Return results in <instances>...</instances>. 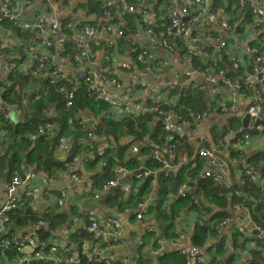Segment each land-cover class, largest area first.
Listing matches in <instances>:
<instances>
[{
    "label": "built area",
    "instance_id": "built-area-1",
    "mask_svg": "<svg viewBox=\"0 0 264 264\" xmlns=\"http://www.w3.org/2000/svg\"><path fill=\"white\" fill-rule=\"evenodd\" d=\"M184 1L197 5L203 4L202 0ZM248 1L249 3L240 0L239 3L241 5L250 4V16L264 24V5H254L253 0ZM92 5L98 7L100 11L97 8L91 10L89 7ZM116 7L120 8L119 13L115 10ZM148 13L152 14L153 20L146 18ZM119 14L135 15L137 18L129 20L121 18ZM186 18L189 20L186 21ZM157 20L159 21L157 22ZM2 22L10 23L24 37L23 42L22 40L18 41L22 42V52L26 55L23 61L18 60L8 63L4 67L5 76H8L11 72L21 73L32 79L43 76L45 80L50 79L49 83L52 86H58V81H63L61 85L65 103L68 99L71 100V102L66 103V107L73 106L72 100H74L75 90L81 85L87 86L90 95L95 100L104 102L116 120L124 117H144L147 113L152 112L148 107L150 99L155 105L154 110H158L156 105H161L164 97L180 88V86L173 85L174 83H169L164 85L160 91L154 92L151 82L139 77V74L157 76L168 71L171 62L167 59V55L179 54L180 62L191 66V60L198 55V52L211 47L213 54L210 59L213 64L217 63L219 60L217 54L225 49L226 40L220 41L218 44H212V46H204L202 45L203 35L195 32L194 27L207 23L213 28L217 27L222 30L226 36H228L229 31V24L227 22H217L214 14H206L201 11L192 14L188 12L186 7L181 8L179 11L171 10L165 14L164 8H156L150 0H11L1 2L0 31L2 33H0V46L11 48L15 44L16 37L1 27ZM165 23L168 26L165 27ZM71 45L74 50L72 60L76 64V68L71 66L69 59L60 56L62 53L69 51ZM133 46L140 48L138 58L143 68L137 67L135 62L130 61V56L133 53L130 48ZM246 52L248 55V57L245 56V58H248L246 61L239 62L227 59L232 64L233 71L239 68V64L246 70L244 75L238 76L237 80L239 82L227 78V73L224 70L202 73L187 69L185 66V85H192L191 83L194 80L199 79L204 83V86H200V90H202L205 86H216L221 81L223 86L229 90L231 89L234 94L232 104L229 107L225 105L226 103L218 104L220 110L232 111L233 102L236 97H239L247 102L245 114L249 116L251 122H254L257 119L261 120L264 114V57L263 55H256L257 51L249 46L246 47ZM159 56H164V58L159 59ZM85 64L94 66L95 69H83ZM46 69H49V71L47 72ZM240 82H244L245 89L240 87ZM5 84L8 83L2 80L1 85ZM110 89L114 90L115 94H111ZM140 97L143 98V101L139 100ZM0 113L5 119H11L13 116L11 108L8 107H1ZM52 114V109L46 113L47 117L53 116ZM206 116V111L195 112L191 108L186 109V116L164 111L161 113V126L167 134L175 137L176 141L182 139L188 141L189 136L186 131L199 124ZM69 123H71V120H69ZM79 125L82 130L86 131L88 122L82 118ZM93 128H89L88 138H94ZM36 129L38 137H45L47 133H51L56 129L60 130L61 127L48 121L44 125L37 126ZM238 133L242 137L236 142L237 157H234L233 161L241 166L242 182L239 185H244L246 182L252 185L262 183L264 179L261 173L253 167V162L250 161L251 158L244 150L250 137L242 133L241 129ZM172 136L165 138L164 148L154 154L161 162L162 170L166 169V173L170 168L168 158L174 152ZM201 141H203L202 138L199 139V142ZM222 145V142L219 141L210 147H204L198 152L201 158L208 160L204 169V176L212 178L214 182L218 181L221 174H225L227 170L226 161L218 157ZM57 149L64 153L69 150L65 136L61 135L59 137ZM136 151H138V147H132V154ZM161 153H166L163 159L159 158ZM97 155L103 156V150L99 149ZM102 165L105 166V163ZM129 173L123 167H116L114 169L115 179L108 181L102 188V192H107L111 187H119L117 185V181H120L119 178H124ZM151 174L149 171L142 174L137 173L134 175V179L141 180ZM31 180L32 177L26 170L21 176L16 173L13 174L9 182H6V200L0 205V234L5 231L9 223V214L17 208L21 200L17 195L18 190L28 186ZM72 180L75 183H80L82 177L73 174ZM42 185L48 187L44 180ZM237 194L240 195L242 192L238 191ZM60 195L64 196L65 193L62 192ZM177 195L180 197L185 196L181 189L178 190ZM27 196L30 198L28 203L31 206L38 194L31 191ZM246 197L252 199L251 196L246 195ZM98 198L99 194L95 193L93 200H98ZM57 204L63 206L64 199H59ZM234 205H238L246 212V219L237 222L227 219L223 224L234 225V229L240 237L251 241L252 247L258 248L261 258L264 260V226L254 223L246 208L239 204ZM148 215L149 205L145 201L139 202L135 214L136 221L141 222ZM85 216L90 223L88 231L96 235L99 234L100 226L95 212L89 211ZM221 226L224 227L222 224ZM107 228L109 240L105 243L106 250H109L112 246L128 245L126 239L123 238L124 228L122 223L111 218L108 220ZM152 232L153 229L150 227L143 228L139 234L140 236H138L139 241L141 237ZM24 240L25 245L20 249L23 254L14 261V264H36L35 262L41 261L57 264L60 260L57 253L60 249L66 264H79L77 253L71 252L66 247L59 249L54 244L44 254L43 249L35 250L40 244L35 236L27 235ZM7 244L6 239L2 238L0 240V246H6ZM140 246L141 243L136 246V249L139 250ZM81 248L82 255L89 260L101 261L105 259L106 264L112 261L108 256L93 254L90 251L88 242H85ZM140 253L143 254V259L149 261L146 252L141 249ZM186 254L189 264L208 263L207 257L197 247H189ZM241 255H243L242 252ZM249 258L248 252L247 257L237 260L235 264H249Z\"/></svg>",
    "mask_w": 264,
    "mask_h": 264
},
{
    "label": "trees",
    "instance_id": "trees-1",
    "mask_svg": "<svg viewBox=\"0 0 264 264\" xmlns=\"http://www.w3.org/2000/svg\"><path fill=\"white\" fill-rule=\"evenodd\" d=\"M239 1L215 0L213 9H217L216 6H222L224 2L227 4L230 2V4H234L230 6L241 9ZM261 1L264 3V0ZM233 12L228 11L226 13L233 15ZM239 15L236 14L235 19L228 22L234 30L237 28L235 23L239 20ZM131 17L132 19L129 20L137 18L135 15ZM1 27L16 37L13 47L0 46V61L2 62L0 64V110L1 107H8L13 113L11 119H5L0 113V179L6 182H9L13 174L16 173L21 176L29 168L35 170L36 174L52 180L56 178L59 172L63 171L65 164H69L74 157H84L86 154L90 157L84 165V172L87 175L85 180L91 185L89 193L92 199L95 193L102 191L108 181L115 179L114 169L118 166L129 172L134 171L142 174L149 171L152 173L146 178L134 179L132 182V188L137 187L138 191L135 197L131 196L125 203L130 209L136 208L139 202H144L150 196L152 197L154 194L152 183L155 180V174L162 170L161 162L154 159L150 154L151 147L160 150L166 143L167 137L172 136L167 134L161 126V113L170 111L175 115L186 116L187 108H191L195 112L218 108L214 101L208 102L205 92L199 90L198 86L192 82L190 86H180L176 91L170 92L167 97H164L161 105H156L158 110H154L155 105L150 99L148 107L152 112L147 113L144 117L114 119L109 107L104 102L95 100L90 95L88 87L84 85L75 90L73 106L69 109L65 105L64 92L59 83H57L58 86H52L49 83L50 79L45 80L43 76L32 79L18 72H11L5 76L4 67L10 62L25 60L26 55L22 52L24 37L19 34L18 30L7 22H2ZM18 40H22V42ZM251 47L257 50L256 55H263L264 57V42L254 41L251 43ZM130 49L133 51L130 61L135 62L137 67L143 68L138 58L140 48L133 46ZM73 54L74 50L71 45L69 51L60 56L69 59L71 66L76 68L77 66L72 60ZM206 57L202 59L197 56L193 57L192 64L195 71L209 73L210 71L224 70L227 73L226 77L234 82L238 81V76L244 75L246 72L240 64L239 68L233 71L232 64L227 61L224 55L216 64L212 63L211 57ZM2 80L8 84L1 85ZM239 84L241 88H246L244 82ZM50 109L53 111V116L47 117L46 113ZM81 112H83L82 116L79 115ZM82 118L88 122L86 131L82 130L79 125ZM48 121L54 125H59L61 129L47 133L45 137H38L37 126L44 125ZM239 122V117L232 120V144L240 138L238 133ZM91 124L94 127V137L101 141V145L105 144L101 149L103 156L97 155L100 145L94 143L93 138L87 137V132H90L89 127H92ZM63 132H65V137L72 141L65 159L57 160L55 155L58 150V140ZM172 141L175 150L179 142L183 143L185 140L176 142V138L173 137ZM149 142L153 145L150 146ZM133 143L140 145L139 156L131 157L129 155L132 152ZM164 154L166 155V153ZM232 155H235L234 151H232ZM263 158V155L260 154L257 155L256 160L250 159V161L253 162L255 169H259L264 179V168H260ZM103 163L105 166L102 165ZM197 163L195 169L190 166L179 168L174 172L161 174L156 180L157 191L156 195H153L154 201L150 205L148 204L149 214L150 216L153 214L160 223L168 224L167 237L161 240L154 233L141 237L140 249L137 251L134 263L130 264H148L149 261L143 259L144 256L140 253L141 249L150 245L151 249L157 250L160 241H171L177 238V233L173 232L175 219L181 212L187 210L190 204V208L194 210L202 209V213H197L199 220L194 226L191 238L192 246L199 249L204 247L208 239L218 237L222 221L230 216L227 211L230 203H236L246 208L252 221L264 226V181L255 185L246 182L238 189L237 186L227 189L213 182L211 178H206L199 184L198 175L204 164L203 161ZM183 184L193 191V194L187 193L184 198L176 196L178 189ZM238 190H241L242 194L236 196ZM122 194L123 192L120 190L112 193L107 200L108 206H118L119 211H123ZM246 195L253 199L247 198ZM24 200L26 201L24 202ZM29 201L30 198L24 195L17 208L9 214V223L5 231L0 234V240L6 239L8 243L6 246H0V264H14V261L22 256L23 252L20 249L25 245L24 239L27 235L35 236L40 243L35 250L43 249V253L46 254L50 246L54 245L51 239L55 233L62 228L69 227L73 217L80 216L78 207L72 208L67 204L69 208H66V204L59 206L57 201L53 207L47 208L42 214H37L32 211ZM211 209L217 211L212 214ZM133 219H135V215ZM82 220L84 226L74 231L68 228L66 247L71 252L77 253L79 264H106L105 259L101 261L89 260L82 255L81 246L85 242H88L92 247L93 244L100 241L96 234L88 231L90 223L85 215ZM133 221L131 219V222ZM19 230L20 235H16ZM231 241V249L220 242L214 253L205 254L207 264H235L237 260L242 259L241 252H244L247 245L252 243L248 239L241 238L236 230L231 233ZM58 248L60 249L59 246ZM60 250L57 253V257L60 259L57 264H66ZM249 255V264H264L257 247L255 249L251 246ZM158 262L159 264H189L187 254L181 251L163 255ZM35 263L52 264L48 261ZM109 264L127 263L113 259Z\"/></svg>",
    "mask_w": 264,
    "mask_h": 264
},
{
    "label": "crops",
    "instance_id": "crops-1",
    "mask_svg": "<svg viewBox=\"0 0 264 264\" xmlns=\"http://www.w3.org/2000/svg\"><path fill=\"white\" fill-rule=\"evenodd\" d=\"M11 0H0L1 2H8ZM202 5H197L193 3H187L184 0H155L152 2V4L155 5L156 8H164L165 14L168 13L171 10H177L179 11L181 8L186 7L188 9L189 13L195 14L199 11L204 12L206 14H214L216 16L217 22H229L230 20L235 19L236 14L238 17V21L235 23V26L237 27L236 30L232 29L229 26L228 36L224 34L222 30H219L217 27L213 28L211 25L207 23L199 24V27H194V31L203 35L202 45L204 46H212V44H218L220 41L226 40V47L224 50L219 51L217 56L218 59L221 60L224 56H226L227 59H233L235 61H246L248 58H245V56L248 57L246 52V47H251V43L254 41L264 42V24L257 21L255 18L253 19L252 16H250L249 13H247V7H249V4H243L240 7L241 9H237L233 6L234 4H227L226 2L223 3L222 6H216L217 9H213V6H215V0H202ZM254 5H263L264 3L261 0H253ZM95 5L91 6V10L96 9L94 7ZM139 8L142 9L141 6ZM115 10L117 12H120V8L116 7ZM100 11V10H98ZM234 11L233 15L227 14L226 12ZM226 13L227 16L224 14ZM242 14V15H241ZM73 16V14H72ZM121 18H127L132 19L131 16H128L126 14H119ZM168 16V15H167ZM166 16V17H167ZM249 17V18H248ZM146 18L148 20H153V16L151 13H148ZM245 18V19H243ZM159 20H157L158 22ZM229 24V23H228ZM247 26V31L245 30L244 26ZM168 26L167 23H165V27ZM217 31V33H216ZM214 33L211 37L210 35ZM211 38V40H209ZM2 39V38H1ZM4 41V40H2ZM207 42V43H206ZM256 50L255 48H252ZM257 51V50H256ZM213 49L211 47H208L204 49L203 51L198 52L197 57L199 59H202L203 57L207 56L208 58H212ZM206 57V58H207ZM160 58H164V56H159ZM180 55L179 54H171L167 55V59L171 62V67L168 71H166L164 74L157 75V76H151L147 74H139V77L145 78L151 82L152 90L154 92H158L162 89L164 85H167L169 83H174L173 85L176 86H187L185 85L186 78L184 76L186 67L187 69H193V64L191 60V66L188 64H183V62H180L179 60ZM186 66V67H185ZM189 82V81H188ZM194 83L198 86V89L200 90V86H204V83L202 80H194ZM190 86V85H189ZM201 91H204L206 95L207 101H214L216 105L225 104L227 107H229L232 104V96L233 91L225 86H220V84L217 83L216 86H205L202 88ZM111 94H115L114 90L110 89ZM140 101H143V98H139ZM233 110L232 111H221L220 106L217 109H211L206 111L207 116L197 125H194L191 129L186 131L187 135L189 136L188 141H184L183 143H180L175 148L174 152L172 153L171 157L167 158L169 159V169L168 173L174 172L179 168L190 166L192 169H195L198 165V161H203L204 167L199 172L198 183L200 184L202 180L206 179L207 177L204 176V169L207 166L208 160L201 158L198 155V152L203 149L204 147H210L213 144L218 143L219 141L222 142L221 149L218 153V157L222 160L226 161L227 170L225 174H221V177L218 181H215V183L219 184L220 186H223L227 189H230L232 187L237 186L241 187L239 185L242 182L241 179V166L237 165L236 162L233 161L234 157H237V147L236 143H231V139L233 137L232 132V120L236 117L240 118L245 115L247 102L243 101L241 98L236 97V100L233 102ZM82 116V115H81ZM86 118V117H85ZM262 121H264V114L262 116ZM92 125V124H91ZM251 127L254 125V122H251ZM93 127V125H92ZM89 127V128H92ZM239 128L241 129V121L239 122ZM239 129V130H240ZM260 132L259 136H253L250 137V140L246 143L244 150L246 151L247 155H249V158L256 160L257 155L262 154L264 157V126L257 128ZM238 130V132H239ZM240 138L242 135H239ZM202 138L203 141L199 142V139ZM239 138V139H240ZM72 140L70 138L67 139V145L70 147V143ZM92 141L96 144H99V149H102V147L105 144H100L101 141L94 137ZM124 142V141H122ZM149 145L152 146L153 144L149 142ZM165 145V144H164ZM137 146L138 151H140V145H136L135 143L132 144L131 147ZM130 147V148H131ZM164 148V146L159 150L156 147H151V155L154 159L158 160L155 157V153L157 151H161ZM232 151H234V156L232 155ZM66 152L57 150L56 152V159L57 160H63L65 159ZM164 153H161L159 155L160 159L164 158ZM90 157V155H84V157H74L72 161L69 164H65L63 171L59 172L56 176V178L49 181L48 187H43L42 181L45 180L43 176H40L35 173V170H32L29 168L27 172L30 173L32 180L28 184V186L20 188L17 192V195L23 199L24 195L27 196L28 193L31 191L36 192L38 194L37 198L32 202L31 209L34 213L42 214L47 210L49 207H53L55 205L57 199H64V204H66V208H69L67 204H69L72 208L78 207V211L80 216L73 217L71 220V224L69 227L62 228L58 230L53 238L51 239V242H54L52 244L58 245L60 248L66 247L67 241H66V235L67 232L69 233V230L74 231L75 229L80 228L83 225V216L86 215L89 211H94L96 214L97 222L99 223V234H97V238L100 239L99 243L93 244L92 247L90 245V251L93 254H99L101 256H108L112 260L118 259L121 260L123 263H133L134 257L137 255V249L136 246L141 243V238L139 241L138 236H140V232L143 228L150 227L153 229V232L159 239L162 240V238L167 237L166 232L168 229V224L166 223H160L155 219V216L152 214L148 215L144 220L141 222H137L136 218H134V215L137 212V207H133L130 209V207L125 203L131 196L135 197L137 194V187L132 188V182L134 180L135 172H130L126 177L119 178L120 181H117V185L119 187H111L113 189H109L107 192H100L96 193L99 194L98 200H93L90 195V183L86 182L85 178L87 179V175L84 172V165L87 162V159ZM145 162V160H143ZM260 168H264V158L260 163ZM162 171V170H161ZM259 171V169H258ZM77 172V173H75ZM160 172V171H159ZM260 172V171H259ZM76 174L80 177H82V181L80 183H75L72 180V175ZM158 172L155 174V180L152 183L153 186V195H156L157 186H156V180L158 177H156ZM215 174V172H213ZM212 179V178H211ZM213 181V180H212ZM214 182V181H213ZM6 181L3 179H0V205L4 203L6 200V188H5ZM182 190L184 195L187 193L193 194V191L189 190V188L186 185H181V187L178 190ZM120 190L123 192L121 197V202L123 206V211H119L118 206L110 207L107 204L108 198L111 196L112 193H115L116 191ZM64 191L65 195L61 196L60 192ZM241 191V190H238ZM237 191V192H238ZM178 193V191H177ZM150 196L145 202L150 205L152 201H154V197ZM176 196H179L176 194ZM236 196L238 194L236 193ZM23 197V198H22ZM180 197V196H179ZM185 197V196H184ZM182 197V198H184ZM253 199V198H252ZM195 204H197L194 201ZM236 204V203H234ZM232 203L229 204L227 211L230 213L229 220L237 222V221H243L246 219V212L239 207L238 205H234ZM191 206V204H190ZM189 208L179 214V216L175 219V230L173 232L177 235V238H174L173 240L177 241L174 242L171 241H160L159 248L157 250H153L150 248V245L145 246L142 250L143 252H146V255L149 256V263L148 264H159L158 260L161 258V256L174 253L176 251H181L183 253L187 252V249L192 246L191 244V238L193 236V229L195 224L198 223L199 215L197 213H202V209L194 210L192 208ZM237 207V208H236ZM216 209H211V213L214 214L216 212ZM205 212V211H204ZM206 213V212H205ZM82 214V216H81ZM208 215V214H207ZM116 219L120 223H122L123 230V238L127 241V246H112L109 250L105 249V243L109 240L108 239V220ZM131 219L134 220L131 222ZM227 219H224L222 221V225L220 226V230L218 232V237L210 238L208 239L207 243L204 245V247L200 248V251L202 254H210L214 253L216 251L217 246L220 244V242H223L224 245L228 246V248H232V241H231V233L234 229V225L229 224L227 225L226 222ZM83 228V227H82ZM16 235H20V230L16 232ZM135 235L132 239L131 237ZM133 244V248L130 247V245ZM252 245L248 244L246 247V250L242 252V259L247 257L248 252L250 250V247ZM67 248V247H66Z\"/></svg>",
    "mask_w": 264,
    "mask_h": 264
},
{
    "label": "water",
    "instance_id": "water-1",
    "mask_svg": "<svg viewBox=\"0 0 264 264\" xmlns=\"http://www.w3.org/2000/svg\"><path fill=\"white\" fill-rule=\"evenodd\" d=\"M96 7V6H94ZM91 8V7H89ZM97 9H99L98 7H96ZM100 10V9H99ZM186 21H188L189 19H185ZM0 33H2V31H0ZM85 68H90L92 70L95 69L94 66H91L89 64H85L83 69ZM218 84H220V86H223V83L221 81L218 82ZM240 121H241V131L242 133L250 136V137H253V136H259L260 132L259 130L257 129L258 127H261V126H264V121L260 120V119H257L254 121V125L251 127V121H250V118L247 114L243 115L241 118H240ZM163 173H166V169L158 172L157 176L156 177H159L161 174ZM113 189V188H111ZM131 248H133V244L130 245Z\"/></svg>",
    "mask_w": 264,
    "mask_h": 264
},
{
    "label": "rangeland",
    "instance_id": "rangeland-1",
    "mask_svg": "<svg viewBox=\"0 0 264 264\" xmlns=\"http://www.w3.org/2000/svg\"><path fill=\"white\" fill-rule=\"evenodd\" d=\"M245 2H247V3H249V1L248 0H245ZM252 2V1H251ZM250 10H251V8H250V4H249V7H247V13H249L250 15H251V12H250ZM226 16H227V14L226 13H224ZM244 28H245V30L247 31V26L245 25L244 26ZM47 70V69H46ZM46 70H45V72H46ZM49 71V69L47 70V72ZM46 72V73H47ZM58 83L61 85L62 83H63V81H58ZM68 101H70L71 102V100H67L66 101V103L68 102ZM73 102H74V100H72V104H73ZM66 103H65V105H66ZM71 107H72V105H70V106H67V108H69V109H71ZM83 112H81V113H79V115H81ZM62 135L63 136H65V132H63L62 133ZM177 142V141H176ZM174 144V143H173ZM140 151H136V152H134L133 154H132V152H131V154H129L131 157H134V156H139L140 154ZM141 170H143V169H141ZM135 174H137V173H135ZM44 181H46V183L47 184H49V181L50 180H48L47 178L44 180ZM62 192H64V191H61L60 193H62ZM65 193V192H64ZM65 203V202H64Z\"/></svg>",
    "mask_w": 264,
    "mask_h": 264
}]
</instances>
